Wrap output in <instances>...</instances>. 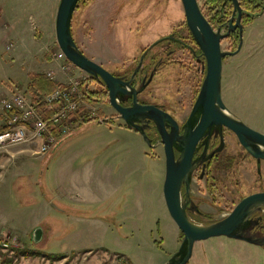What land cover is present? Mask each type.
Wrapping results in <instances>:
<instances>
[{"label":"rangeland","instance_id":"1","mask_svg":"<svg viewBox=\"0 0 264 264\" xmlns=\"http://www.w3.org/2000/svg\"><path fill=\"white\" fill-rule=\"evenodd\" d=\"M50 3L0 0V101L12 92L32 101L27 86L35 73L53 70L62 83L67 74L87 77L73 64L76 69L60 71L55 21L49 29L46 20ZM198 3L203 10L205 1ZM71 31L80 50L116 76L133 71L142 51L158 40L171 35L191 40L181 0H80ZM242 40L238 53L223 58L222 99L237 118L264 133V10L245 24ZM163 43L179 46L173 40ZM160 44L149 52L146 67ZM221 48L230 50L229 41L223 40ZM174 58L184 64L159 67L138 98L183 121L198 95L205 65L186 52L178 51ZM60 61L70 63L65 56ZM88 103L97 117L81 122L50 152L36 155L23 143L0 153V264H115L116 257L130 264H166L178 250L181 232L161 204L162 148L149 146L126 128L106 101ZM225 141L213 179L192 186L211 204L202 209L212 220L227 215L242 197L264 191V163L259 175L232 133ZM82 210L100 212L102 220L73 216ZM37 228L42 234L35 241ZM88 248L92 251L85 253ZM187 264H264V247L211 237L194 244Z\"/></svg>","mask_w":264,"mask_h":264},{"label":"water","instance_id":"2","mask_svg":"<svg viewBox=\"0 0 264 264\" xmlns=\"http://www.w3.org/2000/svg\"><path fill=\"white\" fill-rule=\"evenodd\" d=\"M79 1H59L55 15V36L59 49L71 64L104 84L108 91L109 104L129 128L139 132L143 140L152 146V140L146 132V127L152 123L160 136L159 143L163 144L165 154L163 197L170 217L183 235L178 250L166 264H187L193 255L194 244L211 237L226 236L263 244L246 237L244 233L251 216L264 207V192L245 196L227 215L210 223H196L187 213L191 175L197 164L193 159L196 145L214 129L228 128L258 162L264 159V134L237 118L222 99L223 58L236 54L241 48V43L235 52L224 51L221 48V41L228 36L231 29L238 26L240 32L243 30L240 22L242 8L238 0H232L234 12L236 10L238 12L236 25L226 33H222L221 28L214 29L211 26L198 0H181L187 28L204 57L205 65V76L191 114L183 126L182 134H179L178 123L170 113L156 104L139 101L138 95L151 82L153 74L139 87L132 83L135 74L142 67L145 54L157 42L140 56L138 65L129 79L112 74L101 64L87 57L72 36L71 21ZM129 100L130 104L124 105ZM175 149L179 152L178 156L175 155ZM41 234V229L37 228L32 234L33 240L38 241Z\"/></svg>","mask_w":264,"mask_h":264},{"label":"flooded vegetation","instance_id":"3","mask_svg":"<svg viewBox=\"0 0 264 264\" xmlns=\"http://www.w3.org/2000/svg\"><path fill=\"white\" fill-rule=\"evenodd\" d=\"M204 1H205V8H203V10L202 9L201 10H202L204 16L206 17V19L209 21V23L211 24V26L214 29L221 28L222 33H226L232 26L236 25L238 12H237V10L234 12V5H233L232 0H204ZM238 2H239L240 7L242 8V16H241L240 22H241V25L243 26V29H244L245 24L251 23L254 20L255 16H259L263 12L264 0H238ZM242 35H243V30H242V32H240V29L238 26L235 27L234 29H231V32L228 34V36L223 39V40L229 41L230 50H224V51L235 52L240 43H241V47H242V44H243ZM164 40H173L179 46H177L176 48L175 47L171 48L170 44L163 43ZM222 41H221V43H222ZM156 42H154L156 44L153 47H155L161 43L157 49V52L150 58L149 63L147 64V67H146L145 66V60H146L149 52L151 51V49L153 47H151L147 51V53L145 54L144 59H143L142 67L138 70V72L135 74V76L132 80L133 85H135L136 87H139V86H141L142 83L146 82L148 80V78L151 76V74H153V77H154L155 74L157 73L159 67H161V66H168L170 62L176 63V65L177 64L179 65V63L182 62V65H183L184 63L181 59L178 60V59L174 58L175 53L178 51H180L182 53L186 52L188 54V56L190 57L189 59H193L194 56L196 55L200 58V60H202V61L204 60V57L201 55V52H199V51L196 52L195 48L197 45L194 41H192V39L191 40H184L181 37L171 35V36H168V38L166 37V38H163L160 41L158 40ZM154 43L148 45L142 51L141 55L150 46H152ZM189 59L187 61L188 63L190 62ZM147 61H148V59H147ZM138 62H139V60H138ZM137 65H138V63H137ZM133 71H131L130 73H127V74L125 73L123 75H117V76H120V77L125 76L126 79H129L131 77ZM194 100H196V99H194ZM130 102L131 101L129 100L127 103H124V105L128 106L130 104ZM194 103H195V101L191 104V107H190L189 111L187 112L186 117L183 119V121H179L173 116L178 123L179 134H182L184 131L183 126L185 125V123L187 122V120L191 114ZM107 105L109 107H112L109 104V102H107ZM116 117H119V115L117 114ZM126 128H129V127L126 125ZM168 130H169V128H168ZM146 132L152 140V147L160 146L163 150V153H164L163 144L159 143L160 136H159L155 126L152 123H151V126L146 127ZM227 132L232 133L236 139L237 144L244 149V147L240 144L235 133H233L231 130H229L226 127H223L221 130L214 129L210 135L204 137L196 145V149L194 152L193 159L195 161H197V164H196V166L192 172V175H191L190 201H189L188 209H187L188 216L193 221H198L201 218L203 220L201 223H210V222L216 221V220L208 219L205 216L206 214H205V211L202 209V206L205 204H208L210 206L211 204L207 203L202 195L195 194L193 189H192V186L194 183L193 181L198 182V181H202L203 179H205L206 181H209V180L213 179V177L210 176L211 171L214 167L216 169H218V167L222 161L221 154L225 150V147H226L225 146L226 145L225 137L227 135ZM244 151H245V156H249V157H251V159H253L255 161L257 173L259 175H261V166L264 163V159H261L258 162V160L255 157H253L251 154H249L245 149H244ZM175 155L176 156L179 155V152L176 149H175ZM164 156H165V154H164ZM227 159H229L230 161H233L234 157L230 156L229 158L227 157ZM211 183H213V181H211ZM260 192H264V191H260ZM182 194H184V190L182 191ZM248 195H250V194H248ZM244 197H242V198H244ZM244 234L246 237L253 239V240H258L259 242H262L263 244H254V243H250L249 241L241 240V239H238V240H241V241H243L247 244H250V245H255L258 247H264V207L261 208L259 212H256L254 215L251 216L249 223L246 226V231Z\"/></svg>","mask_w":264,"mask_h":264},{"label":"built area","instance_id":"4","mask_svg":"<svg viewBox=\"0 0 264 264\" xmlns=\"http://www.w3.org/2000/svg\"><path fill=\"white\" fill-rule=\"evenodd\" d=\"M61 57L64 54L60 51L55 56L61 63L60 71L69 72L70 66H74L62 64ZM46 75L56 83L51 92L41 97V103L50 110L48 117L44 118L35 103L19 92H12L0 101V153L7 152L14 145L39 141L33 153L46 154L81 122L97 117L95 107L84 99L80 90V84L89 78L88 74L87 77L67 74L64 83L57 79L53 70ZM115 264L130 263L123 257H116Z\"/></svg>","mask_w":264,"mask_h":264},{"label":"trees","instance_id":"5","mask_svg":"<svg viewBox=\"0 0 264 264\" xmlns=\"http://www.w3.org/2000/svg\"><path fill=\"white\" fill-rule=\"evenodd\" d=\"M79 3V2H78ZM78 6V5H77ZM77 8V7H76ZM192 41H194L191 34H189ZM196 56V55H195ZM91 83H95V88H90ZM56 83L49 79L46 74L35 73L31 75V80L28 84V90L31 94L32 102L40 109L41 115L46 118L50 115L48 107L41 103V97L51 92ZM81 94L87 102L103 103L108 101V91L104 84L92 76L83 80L80 84ZM181 237H183L182 233ZM60 256V255H59ZM56 256L55 258L59 257Z\"/></svg>","mask_w":264,"mask_h":264},{"label":"crops","instance_id":"6","mask_svg":"<svg viewBox=\"0 0 264 264\" xmlns=\"http://www.w3.org/2000/svg\"><path fill=\"white\" fill-rule=\"evenodd\" d=\"M33 1V0H31ZM54 1H55V4L57 3L58 4V1L56 0H51V5H52V2H53V6H50L51 8H49V14H48V18L46 19L47 20V24H48V27L49 29L51 27H54V15H55V11H54ZM25 8V7H24ZM26 10V9H25ZM13 18H15V16L11 15ZM35 17V20H37L39 23L41 22V15H39V13H36L33 15ZM130 130H133V132H135L137 135L141 136L136 130L134 129H131L129 128ZM145 142V141H144ZM39 143V141H34V142H29V143H26L29 145L30 149L32 150V153L37 149V144ZM12 151V150H11ZM13 153V152H11ZM14 154V153H13ZM65 202L61 203L60 205H65L64 204ZM163 203V206H165V203H164V200H163V197H161V204ZM62 211V210H61ZM85 212V213H84ZM74 217H76L77 219H86V220H91V221H97L98 219L102 220V216L100 215V212H94V210H82V213L80 214H77V215H73ZM171 219V217H170ZM172 220V219H171ZM61 220L60 219H57V222H60ZM173 222V220H172ZM174 223V222H173ZM175 224V223H174ZM63 225V224H62ZM56 227H59V225H56ZM85 253H90L92 250L91 248H88V249H85Z\"/></svg>","mask_w":264,"mask_h":264}]
</instances>
